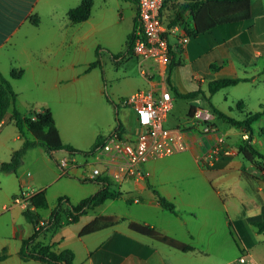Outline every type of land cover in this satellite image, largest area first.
<instances>
[{
    "label": "crops",
    "instance_id": "obj_1",
    "mask_svg": "<svg viewBox=\"0 0 264 264\" xmlns=\"http://www.w3.org/2000/svg\"><path fill=\"white\" fill-rule=\"evenodd\" d=\"M52 1L0 0V60L4 61L3 67L0 65V75L4 77L12 71L23 72L22 69H17L18 66L21 67L20 62L23 60L25 66H31L32 69H40L50 61V58L44 55L47 53V43L38 37L41 35V18L49 17L53 20L57 13V7ZM133 10L134 27L137 15V7L134 4ZM180 11H183V16L178 20ZM250 13V21L215 25L216 22L223 21V6L217 0H167L162 10L165 23L178 26L179 34L189 37L186 50L179 48L176 38L170 40L174 64L169 75L170 86L166 81L167 74L163 77L155 64L141 61L133 51L128 58L121 60L126 61L133 57L139 61L141 74L145 78L143 90H158L166 83L180 95L198 94L194 98L183 99L177 97L171 89L174 105L166 125L169 128L185 130L186 151L150 160L144 167L146 178L135 180L123 176L118 158L112 153L98 151L90 155H74L71 168L63 172L56 160L66 157V152L53 153L54 159H51L42 147L28 149L15 173H0V256L6 255L0 264H41L37 261H23L19 256L22 242L34 232V226L26 221L24 212L36 211L31 205L25 209L14 204L13 200L21 193L32 197L44 192L47 208L38 212L42 216L41 221H48L55 205H51L47 189L64 179L89 181L91 186L85 187H89L88 192L91 195L98 192L103 184L111 185L112 190L122 194L119 199L106 201L97 207V215L88 213L76 223H69L67 217L63 216L61 228L40 238L44 244L51 246L55 253L71 250L74 253V264H228L242 254H247L256 264H263L251 256L250 250L251 233L264 235V232L258 233L253 224L264 222V217L261 221L240 220L236 205L230 198V191H226L229 188L223 187L221 183L224 178L230 177L233 171L254 179L246 172L252 170V173H255L257 169L254 163H250L239 153V148L250 141V135L245 134L247 132L244 127L231 125L214 115V110H217L243 122L248 115L264 113V0H251ZM30 16L38 19V26L30 23ZM198 29L204 32L198 34ZM20 35L22 39L18 38ZM8 47L13 51H7ZM125 47L126 51L127 45ZM5 63L9 64L8 68ZM67 70L69 72L66 75L59 74L54 77L53 86L56 89H60L63 84L70 86L81 79L75 66L71 65ZM235 79L243 81L234 87H242L246 93L245 97L232 99V103L239 100L236 103V110L239 111L237 117L229 107V110L225 111L224 107L215 101L217 95L231 87L213 95L209 92L211 82ZM96 91L101 92L100 89ZM179 102L182 103L181 119L174 115ZM206 102L208 106L205 105ZM225 102H228L227 97ZM15 107L25 117L31 112L21 111L17 107V101ZM198 109L213 115L212 123L216 127V133H204L201 121L194 115ZM12 112L13 107L0 125V151L4 152L6 158H12L13 154L22 148L26 139L33 140L27 131L23 136L18 132L10 120ZM119 122L125 130L124 134L129 137H135L141 132L134 111L127 106H123ZM257 122L264 125V116ZM256 123L252 125L251 144L264 156V138L260 134L264 126L257 130L254 128ZM55 126L62 143L68 145L63 142L56 123ZM116 126L117 124L102 137L106 138ZM218 136L225 138L234 155L223 158L213 168L208 169L199 159ZM235 137H238V140L234 139ZM257 160L261 159L256 158L254 162ZM173 162H183L186 168H189L187 182L168 177L171 173L181 172L168 170L166 164ZM2 163L7 161L0 159V165ZM92 166L101 170L99 178H93L86 172V169ZM257 180L262 181L259 178ZM125 184H128V189H125ZM154 191L175 206L177 215L161 207ZM67 192L56 191L55 196L67 198ZM120 201L134 203L139 208L133 213H116L120 209L117 204ZM70 206L73 205L70 203ZM100 217L113 218L117 222L112 227L80 237L81 231ZM133 226L155 228L162 235L176 240L192 251L183 253L142 236L134 232ZM232 243L235 246H231ZM232 249H237L239 255L234 258L229 256Z\"/></svg>",
    "mask_w": 264,
    "mask_h": 264
},
{
    "label": "rangeland",
    "instance_id": "obj_2",
    "mask_svg": "<svg viewBox=\"0 0 264 264\" xmlns=\"http://www.w3.org/2000/svg\"><path fill=\"white\" fill-rule=\"evenodd\" d=\"M81 1L53 0L52 4L57 7L55 18L53 20L49 17L41 18V35L38 39L47 43V53L44 55L50 58L44 67L32 69L31 66H25L23 60L20 63L24 68L20 66L17 68L23 71L21 78L14 80L10 74L4 77L10 81L17 95V107L21 111L33 109L51 111L63 142L86 153L90 151L99 136L108 134L117 124L125 106L123 101L144 89L142 86L145 78L141 74L137 59L131 57L127 59L128 61H123L125 57L128 58V55H125V45L133 28V3L129 0H92L90 19L85 23L74 25L68 18V12L78 7ZM18 38L22 39V36ZM6 50L13 51L10 47ZM119 54L121 56L118 58ZM98 59L101 61V67L88 72L89 66ZM0 63L1 66L4 65L3 60H0ZM8 65L5 63L7 68ZM71 65L77 68L81 79L70 86L63 84L60 89H56L53 86L54 77L59 74L66 75ZM96 89H100L101 92H97ZM245 96L242 87H231L217 95L215 101L224 107L225 111L230 108L237 117L239 111L236 110V103L239 100L232 103V99ZM226 97L228 102H225ZM205 105L208 106L207 102ZM181 109L182 103L179 102L174 111L177 119H181ZM263 126L262 123L257 122L254 128L258 130ZM234 139L238 140V137ZM3 153L0 151V159L10 162L12 158H6ZM254 166L257 169L255 173L246 170L254 179L233 171L230 177L221 181L223 187L229 188L226 191H230V198L236 205L240 220L261 221L264 217V160H257ZM166 167L168 170L181 171L177 174L171 173L169 178L181 182L188 181L186 177L189 168H186L185 163H167ZM93 168L94 166L86 169L89 176H92ZM90 184L92 183L81 179L77 181L64 179L47 189L49 201L56 207L59 199L55 196L56 191L67 190V199L75 206L82 199L91 196L88 192L89 187H85L91 186ZM124 187L129 188L128 184ZM117 204L120 209L116 213L127 211L133 213L139 208L134 203L124 201ZM98 210H91L88 213L97 215ZM41 214L44 215L43 212ZM231 246L235 244L232 243ZM250 254L264 264V235L251 233ZM237 255H239L237 249H232L229 253L232 258Z\"/></svg>",
    "mask_w": 264,
    "mask_h": 264
},
{
    "label": "trees",
    "instance_id": "obj_3",
    "mask_svg": "<svg viewBox=\"0 0 264 264\" xmlns=\"http://www.w3.org/2000/svg\"><path fill=\"white\" fill-rule=\"evenodd\" d=\"M129 1L137 6L136 0ZM250 1L251 0H217V2L221 3L223 6V21L216 22L215 25H226L231 23L250 21ZM91 11L92 1L83 0L78 7L69 11L68 18L74 25L82 24L89 20ZM182 16L183 11H180L177 19L181 20ZM29 21L34 26L39 25V21L35 16H30ZM137 24L138 19L136 15L133 30L127 37V49L125 51V55H129L131 51H133V43ZM203 32L204 30L200 29H198L197 31L198 34H201ZM120 56L121 54L117 55L118 58ZM98 67H101V61L99 59L96 62L92 63L87 71L89 72ZM173 67V60H171L166 79L169 86V75ZM21 76L22 72L12 71L10 73V77L14 80H18L19 78H21ZM242 81L243 80L240 79L213 81L209 85V92L213 95L224 88L234 87ZM172 91L174 90L172 89ZM174 94L177 97L183 99L194 98L198 95L197 93H192L184 96L178 94L176 91H174ZM16 99L17 95L10 81L0 75V125L5 120L8 111L13 107V112L10 119L11 122L15 125L16 129L22 136L24 135V132L27 131L32 135L33 138V140L26 139L24 141L22 148L13 154L10 162L2 163L0 165V173H15L21 165L22 157L24 156L26 151L31 148L42 147L44 148L47 155L51 159H54L53 153L56 152L66 151L72 155H90L96 153L103 147L106 138L102 136H99L97 138L93 147L89 152L86 153L75 150L68 145H64L60 139L59 132L55 126V121L49 110H45L43 112L31 111L29 113V116L25 117L16 109ZM214 115H217L221 119L226 120L231 125L245 128L246 132L250 135V141L239 148V153L243 155V157L247 161L253 164L256 158L264 160V156L261 155L251 144V136L253 133L252 125L259 121L264 116V113H255L253 115H248L243 122L236 121L228 117L227 115L218 112L217 110H214ZM32 117H35L34 121L32 120ZM114 130H119L121 133H125V130L123 129V126L119 122V120H117V126ZM260 134L264 138V130H261ZM98 183L103 184V182ZM154 195L156 196V199L162 208L170 211L174 215H177L175 206L172 203L167 201L157 191H154ZM121 196V193L112 190L111 185L103 184L102 188L98 192L82 200L75 206H70V202L66 197H60L57 200V205L52 211L45 226L41 227L39 230H36V225L39 224V222L42 220V216L38 211L46 209L47 202L44 192L35 194L30 198L29 202L31 207L35 209L36 212H31L30 210H26L24 212L26 221L34 226V232L31 237L22 242V247L19 253L20 258L23 261H37L41 264H74V253L71 250H64L60 253H55L52 250L51 246L44 244L40 240V238L42 236H45L49 232L61 228L63 225V216L67 217L69 223H76L80 217L86 215L89 211L101 206L106 201L119 199ZM116 222L117 221L113 218H97L81 231L80 237L88 236L102 231L106 228L112 227L116 224ZM253 225L257 229L258 233L264 232V222H256ZM133 230L134 232L142 236L148 237L159 243H163L183 253L192 251L191 248L177 242L172 238L162 235L155 228L133 226ZM5 258V254L0 256V262Z\"/></svg>",
    "mask_w": 264,
    "mask_h": 264
},
{
    "label": "built area",
    "instance_id": "obj_4",
    "mask_svg": "<svg viewBox=\"0 0 264 264\" xmlns=\"http://www.w3.org/2000/svg\"><path fill=\"white\" fill-rule=\"evenodd\" d=\"M136 2L138 24L133 52L141 61L155 64L164 77L172 60L171 38H176L179 48L186 50L189 37L179 34L178 26H170L165 23L162 10L167 0H136ZM123 103L134 111L141 132L135 137H129L119 130H113L106 137V141L99 151L115 154L120 163V172L124 177L143 180L146 178L144 167L150 160L166 158L186 151L185 130L169 128L166 125L174 105L173 95L166 83L158 90L137 91ZM194 115L201 121L204 133H216V127L212 123L213 115L210 112L198 109ZM32 120L34 121L35 117H32ZM66 155V157L56 160L58 167L63 172L69 170L74 163V155H70L68 152ZM233 155L234 151L227 144L225 138L218 136L202 153L199 161L210 169L223 158ZM100 176L101 170L94 167L92 177L99 178ZM30 198L31 196L21 193L14 198L13 202L26 209L30 205ZM46 223L47 221H40L35 227L36 230L45 226ZM228 264L256 263L247 254H242Z\"/></svg>",
    "mask_w": 264,
    "mask_h": 264
}]
</instances>
